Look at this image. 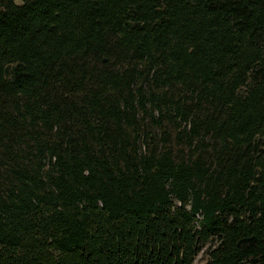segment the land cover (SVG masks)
Masks as SVG:
<instances>
[{"label":"trees","instance_id":"trees-1","mask_svg":"<svg viewBox=\"0 0 264 264\" xmlns=\"http://www.w3.org/2000/svg\"><path fill=\"white\" fill-rule=\"evenodd\" d=\"M264 264V0H0V264Z\"/></svg>","mask_w":264,"mask_h":264},{"label":"rangeland","instance_id":"rangeland-1","mask_svg":"<svg viewBox=\"0 0 264 264\" xmlns=\"http://www.w3.org/2000/svg\"><path fill=\"white\" fill-rule=\"evenodd\" d=\"M202 263V256L199 255L196 260H195V263L194 264H201Z\"/></svg>","mask_w":264,"mask_h":264}]
</instances>
